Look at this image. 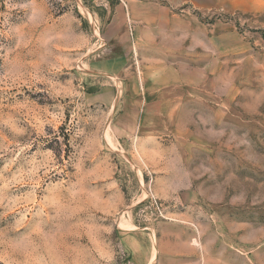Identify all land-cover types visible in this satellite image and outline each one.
Here are the masks:
<instances>
[{"label": "rangeland", "instance_id": "obj_1", "mask_svg": "<svg viewBox=\"0 0 264 264\" xmlns=\"http://www.w3.org/2000/svg\"><path fill=\"white\" fill-rule=\"evenodd\" d=\"M122 2L0 0V264H264V0H187L175 56Z\"/></svg>", "mask_w": 264, "mask_h": 264}, {"label": "crops", "instance_id": "obj_2", "mask_svg": "<svg viewBox=\"0 0 264 264\" xmlns=\"http://www.w3.org/2000/svg\"><path fill=\"white\" fill-rule=\"evenodd\" d=\"M187 0H123L116 7L119 14L125 13L128 21V28L132 30V43L133 47L137 50V55H141V51L145 46H158L161 50H169L168 55L175 56L177 49L189 48L202 49L205 54L215 55L216 44L218 37L216 34H212L211 29L207 28H175L170 26V21L178 22V14L174 9L182 7ZM171 14V15H170ZM213 36V37H212ZM189 44V45H188ZM163 47V48H162ZM166 54L165 51L158 54L162 56ZM214 63L216 57H213ZM149 73L161 75L159 78L165 79L164 74L170 73L173 78L172 84L180 85H192V81L187 75L193 73L196 69L194 63L183 61L178 62L176 66L169 62V66L163 63L162 59L155 61ZM198 67V85L205 81L208 74L211 73L212 66L214 65L211 57L204 64L205 69H201L202 62H195ZM160 64V65H159ZM169 85V83H167ZM163 86V85H162ZM164 87V86H163Z\"/></svg>", "mask_w": 264, "mask_h": 264}]
</instances>
